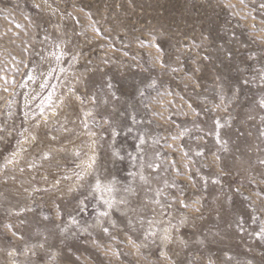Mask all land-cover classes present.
<instances>
[{"label": "rangeland", "instance_id": "374dc122", "mask_svg": "<svg viewBox=\"0 0 264 264\" xmlns=\"http://www.w3.org/2000/svg\"><path fill=\"white\" fill-rule=\"evenodd\" d=\"M262 101L264 0H0V264H264Z\"/></svg>", "mask_w": 264, "mask_h": 264}, {"label": "snow or ice", "instance_id": "6c2138e0", "mask_svg": "<svg viewBox=\"0 0 264 264\" xmlns=\"http://www.w3.org/2000/svg\"><path fill=\"white\" fill-rule=\"evenodd\" d=\"M156 47L159 48V45H156ZM70 91H74V90H70ZM75 99H76V100H80V101L83 100V98L80 97V96H76ZM92 99H93V101H94V100H95V97H93ZM50 100H51V97H49V101H50ZM261 103H264V101H262ZM91 114H92L91 111H89V112H86V113H85V116L87 117V116H89V115H91ZM44 119H45V123H46L47 118H44ZM85 126H86V125H85ZM62 131L67 132V131H69V129H62ZM93 135H94V133H93ZM31 139H32L33 141H35V140L37 139V136L32 135V136H31ZM52 139L55 140L56 137L53 136ZM74 154L77 155V156L80 155L79 151H74ZM42 158H43V159H50V158H51V152H49V151H45V152H43V153H42ZM11 162H12V161L9 160L7 163H11ZM29 166H30V167H35L34 164H33V165H29ZM89 166H91V165H89ZM5 167H7V164L5 165ZM59 183H60V181L57 180V181H56V184H59Z\"/></svg>", "mask_w": 264, "mask_h": 264}, {"label": "built area", "instance_id": "2783aa9c", "mask_svg": "<svg viewBox=\"0 0 264 264\" xmlns=\"http://www.w3.org/2000/svg\"><path fill=\"white\" fill-rule=\"evenodd\" d=\"M197 245H198V243H197L196 241H194L193 248H197ZM261 245L264 247V241H261ZM169 247H170V245H169ZM260 247H261V246H260ZM190 252L193 253V251H190ZM190 252H189V254H190ZM229 252H230L231 255H234V254L236 253L233 249H229ZM195 253H196V252H195ZM185 254H186V251L183 250V258L186 257ZM262 254H263V252L260 251V252H259V255H262ZM213 255H214V253H208V254H207V259H210L211 257H213ZM193 256H194V255H193ZM194 259H195V257H194ZM186 262H187V264H189L190 261L187 260Z\"/></svg>", "mask_w": 264, "mask_h": 264}, {"label": "bare ground", "instance_id": "6f19581e", "mask_svg": "<svg viewBox=\"0 0 264 264\" xmlns=\"http://www.w3.org/2000/svg\"><path fill=\"white\" fill-rule=\"evenodd\" d=\"M166 233H167V232L164 233V236H166Z\"/></svg>", "mask_w": 264, "mask_h": 264}]
</instances>
